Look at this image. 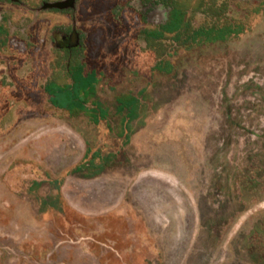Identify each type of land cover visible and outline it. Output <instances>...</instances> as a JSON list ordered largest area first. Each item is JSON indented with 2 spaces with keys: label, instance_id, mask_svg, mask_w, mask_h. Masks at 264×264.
<instances>
[{
  "label": "rangeland",
  "instance_id": "374dc122",
  "mask_svg": "<svg viewBox=\"0 0 264 264\" xmlns=\"http://www.w3.org/2000/svg\"><path fill=\"white\" fill-rule=\"evenodd\" d=\"M23 2L0 7V264H264V0H178L165 30L100 0L103 72L56 95Z\"/></svg>",
  "mask_w": 264,
  "mask_h": 264
},
{
  "label": "flooded vegetation",
  "instance_id": "af4514ba",
  "mask_svg": "<svg viewBox=\"0 0 264 264\" xmlns=\"http://www.w3.org/2000/svg\"><path fill=\"white\" fill-rule=\"evenodd\" d=\"M51 1L63 0H40L37 18H29L26 36L18 39L23 40L24 46L41 43L44 47H49L50 53L44 56L43 63H46L47 70L55 76L45 88L56 95L59 90H56L54 84L62 86L72 80L69 88L76 90L102 74L104 55L100 35L105 27L93 23L94 8L100 0H64L67 2L60 7L48 6ZM101 1L100 7L106 15L102 20L105 24L111 21L113 30L118 26L124 28L132 25H128L129 17L125 16V12L129 10L137 14L142 25H146L147 13L153 9L165 10V14H168L167 21L158 25L159 29L165 30L172 22L174 9L178 4V0H141L144 10H138L130 5L131 0ZM18 2L26 5L23 0H0V7ZM4 26L7 27L6 24ZM0 31L2 32L1 29ZM149 32L144 31L147 38Z\"/></svg>",
  "mask_w": 264,
  "mask_h": 264
},
{
  "label": "trees",
  "instance_id": "16d2710c",
  "mask_svg": "<svg viewBox=\"0 0 264 264\" xmlns=\"http://www.w3.org/2000/svg\"><path fill=\"white\" fill-rule=\"evenodd\" d=\"M52 101L55 102L56 104L64 105L63 102H60L57 98H53Z\"/></svg>",
  "mask_w": 264,
  "mask_h": 264
},
{
  "label": "water",
  "instance_id": "95a60500",
  "mask_svg": "<svg viewBox=\"0 0 264 264\" xmlns=\"http://www.w3.org/2000/svg\"><path fill=\"white\" fill-rule=\"evenodd\" d=\"M63 5V3H53V4H49L48 6H62Z\"/></svg>",
  "mask_w": 264,
  "mask_h": 264
}]
</instances>
